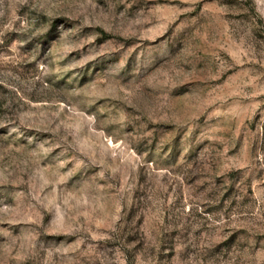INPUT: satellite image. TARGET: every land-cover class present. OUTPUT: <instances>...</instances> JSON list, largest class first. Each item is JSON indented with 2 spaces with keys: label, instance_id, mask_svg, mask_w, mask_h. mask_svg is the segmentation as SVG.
<instances>
[{
  "label": "rangeland",
  "instance_id": "rangeland-1",
  "mask_svg": "<svg viewBox=\"0 0 264 264\" xmlns=\"http://www.w3.org/2000/svg\"><path fill=\"white\" fill-rule=\"evenodd\" d=\"M0 264H264V0H0Z\"/></svg>",
  "mask_w": 264,
  "mask_h": 264
}]
</instances>
